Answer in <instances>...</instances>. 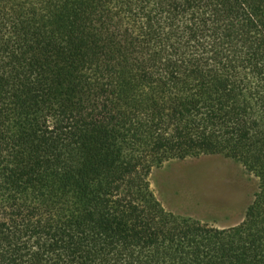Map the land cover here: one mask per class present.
Listing matches in <instances>:
<instances>
[{
    "label": "trees",
    "instance_id": "16d2710c",
    "mask_svg": "<svg viewBox=\"0 0 264 264\" xmlns=\"http://www.w3.org/2000/svg\"><path fill=\"white\" fill-rule=\"evenodd\" d=\"M207 155L237 224L152 189ZM0 264H264V0H0Z\"/></svg>",
    "mask_w": 264,
    "mask_h": 264
},
{
    "label": "rangeland",
    "instance_id": "374dc122",
    "mask_svg": "<svg viewBox=\"0 0 264 264\" xmlns=\"http://www.w3.org/2000/svg\"><path fill=\"white\" fill-rule=\"evenodd\" d=\"M258 180L223 155L173 160L153 170L152 189L166 209L216 226L240 222Z\"/></svg>",
    "mask_w": 264,
    "mask_h": 264
}]
</instances>
